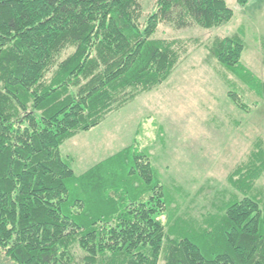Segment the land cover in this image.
Returning <instances> with one entry per match:
<instances>
[{
	"label": "trees",
	"instance_id": "obj_1",
	"mask_svg": "<svg viewBox=\"0 0 264 264\" xmlns=\"http://www.w3.org/2000/svg\"><path fill=\"white\" fill-rule=\"evenodd\" d=\"M160 5L140 30L139 0H0V259L264 264V209L254 198L171 235L157 176L126 168L142 155L124 150L76 176L61 154L66 140L167 77L176 53L151 39L158 22L211 29L231 16L224 0ZM239 45L226 38L211 53L233 67Z\"/></svg>",
	"mask_w": 264,
	"mask_h": 264
},
{
	"label": "rangeland",
	"instance_id": "obj_2",
	"mask_svg": "<svg viewBox=\"0 0 264 264\" xmlns=\"http://www.w3.org/2000/svg\"><path fill=\"white\" fill-rule=\"evenodd\" d=\"M224 2L231 16L211 29L158 22L151 39L176 53L167 77L60 149L76 176L124 150L142 155L126 168L137 165L142 176H157L166 202L161 221L171 235L207 227L209 216L245 197L264 209V0ZM139 3L143 30L161 5ZM233 37L240 53L227 67L211 50ZM0 264L12 263L2 257Z\"/></svg>",
	"mask_w": 264,
	"mask_h": 264
}]
</instances>
